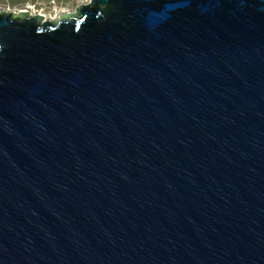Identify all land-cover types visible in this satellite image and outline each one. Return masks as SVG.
Here are the masks:
<instances>
[{
  "label": "water",
  "instance_id": "obj_1",
  "mask_svg": "<svg viewBox=\"0 0 264 264\" xmlns=\"http://www.w3.org/2000/svg\"><path fill=\"white\" fill-rule=\"evenodd\" d=\"M0 264H264V0L1 12Z\"/></svg>",
  "mask_w": 264,
  "mask_h": 264
},
{
  "label": "rangeland",
  "instance_id": "obj_2",
  "mask_svg": "<svg viewBox=\"0 0 264 264\" xmlns=\"http://www.w3.org/2000/svg\"><path fill=\"white\" fill-rule=\"evenodd\" d=\"M89 0H0V13L27 11L31 15H42L47 20L56 21L61 15L74 13L80 5Z\"/></svg>",
  "mask_w": 264,
  "mask_h": 264
},
{
  "label": "bare ground",
  "instance_id": "obj_3",
  "mask_svg": "<svg viewBox=\"0 0 264 264\" xmlns=\"http://www.w3.org/2000/svg\"><path fill=\"white\" fill-rule=\"evenodd\" d=\"M40 16H42V15H40ZM44 17V16H43ZM45 18V17H44ZM46 19V18H45Z\"/></svg>",
  "mask_w": 264,
  "mask_h": 264
}]
</instances>
